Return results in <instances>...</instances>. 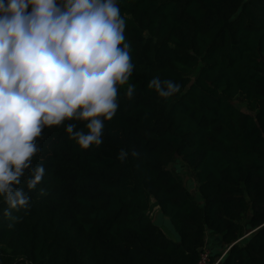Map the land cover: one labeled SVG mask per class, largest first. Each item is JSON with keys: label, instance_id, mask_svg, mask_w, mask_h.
Returning a JSON list of instances; mask_svg holds the SVG:
<instances>
[{"label": "trees", "instance_id": "trees-1", "mask_svg": "<svg viewBox=\"0 0 264 264\" xmlns=\"http://www.w3.org/2000/svg\"><path fill=\"white\" fill-rule=\"evenodd\" d=\"M120 9L136 96L119 87L98 147L45 129L33 164L46 175L30 208L10 221L0 201V264H198L209 235L227 252L218 264H264V0H120ZM157 75L181 92L162 102L148 87ZM122 148L139 156L122 163ZM154 205L179 242L152 220Z\"/></svg>", "mask_w": 264, "mask_h": 264}, {"label": "clouds", "instance_id": "clouds-1", "mask_svg": "<svg viewBox=\"0 0 264 264\" xmlns=\"http://www.w3.org/2000/svg\"><path fill=\"white\" fill-rule=\"evenodd\" d=\"M120 0H0V201L3 216L28 210L46 175L33 164L45 129L63 126L82 150L103 143L119 107V87L136 86ZM162 102L181 84L157 75L148 84ZM67 122V123H66ZM83 124L80 127V124ZM135 150L120 149L126 163ZM41 192L43 190L41 189Z\"/></svg>", "mask_w": 264, "mask_h": 264}, {"label": "rangeland", "instance_id": "rangeland-1", "mask_svg": "<svg viewBox=\"0 0 264 264\" xmlns=\"http://www.w3.org/2000/svg\"><path fill=\"white\" fill-rule=\"evenodd\" d=\"M234 103L236 107L239 108L240 110L248 112L246 104L244 103L242 97H239L237 100H235ZM174 167L181 175L183 182L186 185L187 189L194 196L198 197L199 196L198 184L196 183L195 179L189 174L188 169L184 167L182 163L180 162L175 164ZM150 217L163 230L166 238L169 241H172L175 243L180 241V238L178 234L176 233V231L174 230L170 220L162 215V213L160 212V209L156 205L152 207L151 212H150ZM221 244L222 243L220 242V238L209 235L207 248L210 250V252L212 253L216 261L222 259L227 253L225 251L224 245H221Z\"/></svg>", "mask_w": 264, "mask_h": 264}, {"label": "built area", "instance_id": "built-area-1", "mask_svg": "<svg viewBox=\"0 0 264 264\" xmlns=\"http://www.w3.org/2000/svg\"><path fill=\"white\" fill-rule=\"evenodd\" d=\"M220 262L217 261L216 263L212 262V253L208 248L204 249L203 253L201 254V259L198 264H218Z\"/></svg>", "mask_w": 264, "mask_h": 264}]
</instances>
